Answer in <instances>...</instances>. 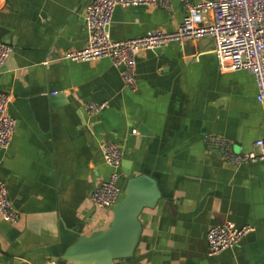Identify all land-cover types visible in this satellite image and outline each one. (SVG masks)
Masks as SVG:
<instances>
[{
	"label": "crops",
	"instance_id": "crops-1",
	"mask_svg": "<svg viewBox=\"0 0 264 264\" xmlns=\"http://www.w3.org/2000/svg\"><path fill=\"white\" fill-rule=\"evenodd\" d=\"M88 1L0 0V40L12 47L0 90L11 94L16 119L9 146H0V179L20 213L16 223L0 216V264H74L61 257L64 250L80 234L107 227L111 210L90 200L111 170L99 147L105 139L122 152V196L138 174L160 191L139 216L133 257L115 264H264V160L234 165L203 140L207 132L222 135L243 153L264 137L253 74L221 69L203 36L140 52L137 87L128 89L110 58L64 57L86 42ZM183 14L181 0L169 8L116 6L109 35L172 31ZM86 101L106 106L89 115ZM224 222L252 229L209 254L206 230Z\"/></svg>",
	"mask_w": 264,
	"mask_h": 264
},
{
	"label": "built area",
	"instance_id": "built-area-1",
	"mask_svg": "<svg viewBox=\"0 0 264 264\" xmlns=\"http://www.w3.org/2000/svg\"><path fill=\"white\" fill-rule=\"evenodd\" d=\"M184 8L179 25L172 31L153 29L139 36L112 40L109 25L116 6L157 5L171 6V0H89L84 8L86 42L71 49L64 57L71 61H88L110 58L120 68L123 84L128 89L137 87V55L150 49L164 47L171 41L179 44L209 36L221 69L249 70L255 79V98L264 118V0H181ZM12 47L0 40V66L5 64ZM11 94L0 90V146L8 147L15 131L16 119L9 114ZM106 101H86L83 104L89 115L98 114ZM133 131V130H132ZM207 149H217L220 157L231 164L264 160V137L252 142L251 149L234 152L232 140L218 134H203ZM104 162L111 168L108 177L93 187L90 200L99 209H110L122 196L118 184L121 174L122 152L118 144L105 139L100 142ZM0 216L16 223L20 213L8 194L5 182L0 179ZM252 226H237L231 222L210 225L205 233L207 251L216 254L237 244ZM45 264H54L47 262Z\"/></svg>",
	"mask_w": 264,
	"mask_h": 264
},
{
	"label": "water",
	"instance_id": "water-1",
	"mask_svg": "<svg viewBox=\"0 0 264 264\" xmlns=\"http://www.w3.org/2000/svg\"><path fill=\"white\" fill-rule=\"evenodd\" d=\"M123 171L128 174L129 170L125 167ZM159 197L160 191L151 176L128 177L123 196L110 208L107 227L89 235L80 234L61 257L74 264H115L132 258L142 230L139 216L145 207H154Z\"/></svg>",
	"mask_w": 264,
	"mask_h": 264
},
{
	"label": "rangeland",
	"instance_id": "rangeland-1",
	"mask_svg": "<svg viewBox=\"0 0 264 264\" xmlns=\"http://www.w3.org/2000/svg\"><path fill=\"white\" fill-rule=\"evenodd\" d=\"M122 197V196H121Z\"/></svg>",
	"mask_w": 264,
	"mask_h": 264
}]
</instances>
